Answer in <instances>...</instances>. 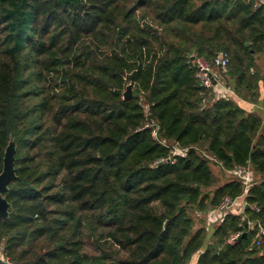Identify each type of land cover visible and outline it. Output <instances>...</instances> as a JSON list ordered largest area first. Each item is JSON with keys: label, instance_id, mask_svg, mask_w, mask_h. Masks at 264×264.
Segmentation results:
<instances>
[{"label": "trees", "instance_id": "1", "mask_svg": "<svg viewBox=\"0 0 264 264\" xmlns=\"http://www.w3.org/2000/svg\"><path fill=\"white\" fill-rule=\"evenodd\" d=\"M220 51L234 80L217 97L200 84L192 56ZM259 52L260 0H0V173L11 139L17 149L4 194L10 214L0 221L5 256L12 264H264V239L255 243L264 118L236 98L261 97ZM172 143L184 151L173 153ZM201 144L226 170L251 165L261 176L244 212L228 213L207 246L208 229L194 228L189 209L237 198L244 185H217Z\"/></svg>", "mask_w": 264, "mask_h": 264}, {"label": "built area", "instance_id": "2", "mask_svg": "<svg viewBox=\"0 0 264 264\" xmlns=\"http://www.w3.org/2000/svg\"><path fill=\"white\" fill-rule=\"evenodd\" d=\"M195 61L198 68L197 76L199 78L200 84L207 89L212 88L217 96H227L231 90L230 88H227L224 83H222V74L219 71H216V69H225L228 67L230 63V54L226 51H220L211 61L204 57H196ZM218 83H220L223 87L222 92H217L215 89V85ZM154 134H156V131H154ZM182 152L183 151H181V153ZM163 160L164 159H160V161ZM233 172L236 175V178L242 181L244 185V192L237 198H231L230 196H227L218 206L212 208L207 214V221L209 224H219L225 219V216L230 213V211L239 212V210H244L247 206L246 196L250 187L253 185L254 180L253 170L250 168V165H240L237 166ZM252 208L257 210L259 209L256 205H253ZM240 235V231L233 233L228 238V242L235 243ZM263 239L264 221H258L255 243L260 245ZM0 258L9 264H12V261L5 256L2 247H0Z\"/></svg>", "mask_w": 264, "mask_h": 264}, {"label": "rangeland", "instance_id": "3", "mask_svg": "<svg viewBox=\"0 0 264 264\" xmlns=\"http://www.w3.org/2000/svg\"><path fill=\"white\" fill-rule=\"evenodd\" d=\"M260 1L262 2L264 0H260ZM255 68L259 69V70L264 69V52H259L256 54ZM228 70H229L228 67H226L225 69H218V68L216 69V71H219L222 74V83H224L227 86V88L231 89L230 83L234 79L232 80V78L229 77ZM215 89L217 92L223 91V87L220 83L215 85ZM132 92L134 93V87H132ZM214 96H217V95L215 94ZM197 149L199 150L200 153L205 154V155L210 157V165H211V168H212V170H213V172L217 178V185L222 184L229 179L236 178V175L234 174L233 170H231V171L226 170L220 163H217L216 160L214 158H212L211 155L206 153L207 151L205 150V145L201 144L197 147ZM172 151H173V153H181V151H184V149L179 147L177 144L172 143ZM250 168H252L251 165H250ZM252 170H253V174H254L253 183H255L261 179V176L258 175L257 172L253 168H252ZM212 208L208 209L207 211H198L196 209H192L190 211V209H189V213L195 219V227L194 228L197 229L198 227L205 225L206 228L208 229L205 246H207L209 243H211L214 240L213 239V230L217 225V224H209V222L207 221V214L209 211H211ZM230 213H232V212L230 211ZM0 247H2V246H0ZM197 257H198V253L193 257L192 260L195 261ZM189 264H192V262Z\"/></svg>", "mask_w": 264, "mask_h": 264}, {"label": "water", "instance_id": "4", "mask_svg": "<svg viewBox=\"0 0 264 264\" xmlns=\"http://www.w3.org/2000/svg\"><path fill=\"white\" fill-rule=\"evenodd\" d=\"M246 44L249 46L251 42ZM192 58L195 59V56H192ZM132 95V84H128L124 92V98L128 99ZM16 150V142L11 139L5 150L4 167L0 173V221L7 219L10 214V202L4 194L9 190L12 180L17 176L15 166Z\"/></svg>", "mask_w": 264, "mask_h": 264}, {"label": "crops", "instance_id": "5", "mask_svg": "<svg viewBox=\"0 0 264 264\" xmlns=\"http://www.w3.org/2000/svg\"><path fill=\"white\" fill-rule=\"evenodd\" d=\"M231 90V89H230ZM237 100L241 102V105L244 106L246 109L250 111H255L263 116L264 118V84H262V95L261 97L256 101H248L245 99H242L238 95H236ZM241 212H244V210H240ZM239 211V212H240Z\"/></svg>", "mask_w": 264, "mask_h": 264}]
</instances>
